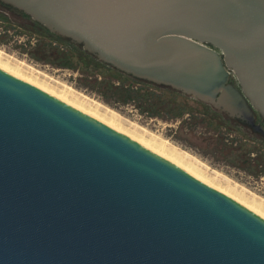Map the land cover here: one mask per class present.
Masks as SVG:
<instances>
[{
	"label": "water",
	"instance_id": "obj_1",
	"mask_svg": "<svg viewBox=\"0 0 264 264\" xmlns=\"http://www.w3.org/2000/svg\"><path fill=\"white\" fill-rule=\"evenodd\" d=\"M5 1L203 100L232 69L264 112V0ZM0 264H264V220L0 70Z\"/></svg>",
	"mask_w": 264,
	"mask_h": 264
},
{
	"label": "rangeland",
	"instance_id": "obj_2",
	"mask_svg": "<svg viewBox=\"0 0 264 264\" xmlns=\"http://www.w3.org/2000/svg\"><path fill=\"white\" fill-rule=\"evenodd\" d=\"M14 10L21 11L23 15L19 13L21 16H16ZM39 24L55 36L51 42L54 41L53 44L64 49L67 54L64 67L58 68L50 63L35 60L34 43L40 39L50 38L38 27ZM199 44L222 55L219 48L210 43L199 42ZM0 52L6 60L4 61L12 66V70L17 71L19 68L24 77L28 78L31 76L30 72H36L32 79L36 77L35 81H39L40 84L47 82L51 85L48 87L45 85L49 89H52L51 87L61 89V85L67 86L75 94L77 93L78 98L86 97L88 99L86 101H90V104L95 102L103 109L114 111L127 123H133L168 142L177 150L187 153L206 166L205 172L208 175L205 172V175L202 173L204 179L208 177L206 180H210L209 182L222 190H226L227 185L235 187L238 194L243 193L249 201H258L257 203H261L264 210L263 165L255 167L252 164L242 169L238 159L221 158L216 146L211 145V148H208L210 147L208 144L212 141L210 138H215L220 133L226 134V130L229 131L231 138L236 136L237 141L246 140L240 133L236 135L230 133L234 118L242 120L255 134L264 137V112L257 109L248 98L238 76L232 69L228 71L226 86L233 91L231 94L235 98L236 95L239 96V100L234 101L232 95L228 97L223 94V91L209 100H203L189 91L161 83L150 77L131 74L110 62L83 39L52 31L45 23L33 19L28 12L5 0H0ZM11 74L15 75L12 72ZM94 78H98V81L106 79L109 84L136 88L142 98L124 103L118 97H113L109 91L107 94L102 92L92 82ZM55 91L58 92V90ZM103 109L99 111L102 115ZM183 120L186 122L182 123ZM100 122L106 124L103 121ZM255 127L261 131H257ZM125 128H130V125L127 124ZM241 131L246 130L241 128ZM255 134L249 135L255 136ZM256 137L253 139L256 148L264 154V142ZM206 138H209L207 143L203 141ZM212 174L216 180L213 179ZM219 176L221 179L218 180ZM225 179L227 182L224 181Z\"/></svg>",
	"mask_w": 264,
	"mask_h": 264
},
{
	"label": "bare ground",
	"instance_id": "obj_3",
	"mask_svg": "<svg viewBox=\"0 0 264 264\" xmlns=\"http://www.w3.org/2000/svg\"><path fill=\"white\" fill-rule=\"evenodd\" d=\"M4 60L5 59L2 57V53L0 52V70L8 73L9 75H11V76H13L15 78H18L19 80L24 79L22 81H24V82L27 81L26 83H28L30 85L33 84L34 87L37 86L38 89L40 88V90H43V92L45 91V93H47L48 95L54 97L55 99L59 100L60 102L66 104L67 106L70 105L69 107L72 106L71 108H73V109L76 108L75 109L76 111H78V112H80V113H82V114H84V115H86V116H88V117H90L92 119L94 118V120L97 119L96 121L99 120L98 122H100V121L105 122L106 123L105 125L108 124V126L110 128L116 130L119 133H122V135H124L127 138L131 139L132 141L140 144L141 146H143L147 150H149L151 152L153 151L152 153H154V152H155L154 154L157 153L156 154L157 156H159L161 158L164 157L163 159L166 158L165 160L168 159L167 160L168 162L171 161L170 163H172L173 165H176L179 168L181 167L180 169H182V170L184 169V171L186 170L185 172L188 171L187 173L190 174L191 176H193L194 178H196L197 180L201 181L202 183L206 184L207 186L210 185L209 187H211V188L214 187L213 189L216 188L215 190H217L218 192H220L223 195L227 196L228 198H230L231 200H233L234 202H236L237 204H239L243 208L247 209L251 213L255 214L256 216H258L259 218L264 220V210H263V207H262L261 203L259 204V203H257L258 201L256 202L255 200L249 201L248 198L244 197L243 193L239 192V194H238L236 188L234 187L235 188L234 189L230 185L226 186V188H227L226 190H222V189L214 186V184L209 182L210 180L209 181L206 180L208 178L207 176H206L207 177L206 179H204L203 176H202V173H204L205 170L207 169L206 166L203 165L198 160H196L195 158H193L190 155H188L187 153L177 150L176 148L171 146L168 142L156 137L155 135H153L152 133L148 132L147 130H145V129H143V128H141V127H139V126H137V125H135L133 123H130V124L127 123L121 116H119L114 111H112L110 109H105V108L103 109L100 104H96L95 102H91L92 104H90L89 103L90 101L89 102L86 101V100H88V99H86V97L84 98V97L81 96L82 97L81 98L79 96L80 98H78V95H76L77 93L75 94V92L71 88H69L67 86L63 85V87H62V85H61V89H58L57 87H51L52 89H49L47 87L51 86V85L48 84L47 82H43V84H44L43 85V84L38 83L39 81L38 82L35 81L36 77L32 79V76L34 77L36 72L35 73L30 72L31 76H29V77H31V78L24 77L20 73V71H19L20 69L19 68H18L17 71L16 70L15 71L12 70V66H10L7 62H5L6 60L5 61ZM11 72L14 73L15 75H17L18 77L13 75V74H11ZM19 77H21L22 79L19 78ZM53 82H55V81H53ZM53 89L58 90L59 93L56 92ZM87 105H88V109H86ZM101 109H103V111H104L103 115L99 113V111ZM125 122L128 125H130V128H127V129L125 128L126 125H127ZM205 173H204V175H205ZM213 179L216 180L215 176H214ZM219 179H221L220 176L218 177V180ZM224 181H226V179ZM253 199H254V197H253Z\"/></svg>",
	"mask_w": 264,
	"mask_h": 264
},
{
	"label": "trees",
	"instance_id": "obj_4",
	"mask_svg": "<svg viewBox=\"0 0 264 264\" xmlns=\"http://www.w3.org/2000/svg\"><path fill=\"white\" fill-rule=\"evenodd\" d=\"M16 12H18V14ZM16 12L14 10L16 16H21L20 14L23 15L21 11ZM27 18L30 17L27 16ZM38 27L45 31L46 35L52 38L40 39L34 43L33 50L35 60L39 62L50 63L58 68L64 67L67 56V54L64 52V49L54 45V41L51 42V40L55 38V36L51 32H49L48 29L44 28L41 24H39ZM92 82L105 94H107V91H109V93H111L113 97H118V99L124 103L128 101L141 100L142 98V96L139 94L138 89L136 88L125 87L124 85L109 84L107 83L106 79L98 81V78H94ZM185 122L186 121L183 120L182 123ZM232 122L233 126L230 130L232 132L230 133H235V135L240 133L246 140L244 142L237 141V137L234 136L231 138V136L229 135V131L226 130V134L220 133L215 138L211 137L210 139H212V141L210 144H208V146H210L208 148L210 149L211 145L216 146L218 148V151H220L219 155L221 158L234 157V159H238L240 163L239 165L242 166V169H244L245 166H252V164L255 167L262 165L264 167V154L259 152V149L256 148V145L253 141L255 136H257L264 142V137H262V135L260 134H255L251 127L246 125L240 119L234 118ZM241 128L245 129L246 131H241ZM249 129L252 131H248ZM249 134H255V136ZM207 139L209 138H206V140L204 139L203 141L206 142ZM252 154H254V156H252Z\"/></svg>",
	"mask_w": 264,
	"mask_h": 264
}]
</instances>
